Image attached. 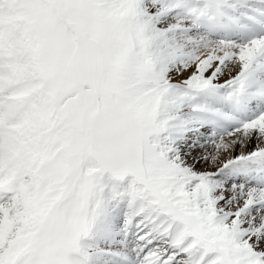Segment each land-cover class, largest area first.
<instances>
[{"label": "snow or ice", "instance_id": "obj_1", "mask_svg": "<svg viewBox=\"0 0 264 264\" xmlns=\"http://www.w3.org/2000/svg\"><path fill=\"white\" fill-rule=\"evenodd\" d=\"M0 264H264V0H0Z\"/></svg>", "mask_w": 264, "mask_h": 264}]
</instances>
